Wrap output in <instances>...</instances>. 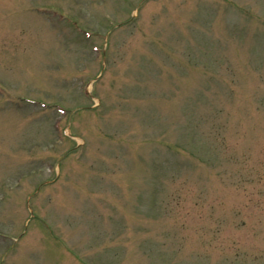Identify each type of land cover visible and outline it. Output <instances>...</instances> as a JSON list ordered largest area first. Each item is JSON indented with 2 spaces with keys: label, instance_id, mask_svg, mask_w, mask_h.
Segmentation results:
<instances>
[{
  "label": "rangeland",
  "instance_id": "374dc122",
  "mask_svg": "<svg viewBox=\"0 0 264 264\" xmlns=\"http://www.w3.org/2000/svg\"><path fill=\"white\" fill-rule=\"evenodd\" d=\"M0 264H264V0H0Z\"/></svg>",
  "mask_w": 264,
  "mask_h": 264
}]
</instances>
